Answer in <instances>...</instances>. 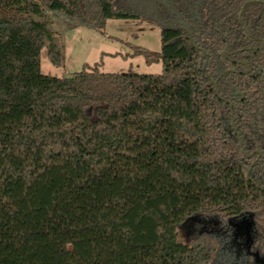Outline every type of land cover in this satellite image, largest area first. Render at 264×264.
Instances as JSON below:
<instances>
[{"label": "trees", "instance_id": "obj_1", "mask_svg": "<svg viewBox=\"0 0 264 264\" xmlns=\"http://www.w3.org/2000/svg\"><path fill=\"white\" fill-rule=\"evenodd\" d=\"M49 13L69 29L158 25L160 52L137 53L163 72L42 73L43 49L64 60ZM204 218L246 220L248 247L229 231L179 240ZM256 253L264 0H0V264H262Z\"/></svg>", "mask_w": 264, "mask_h": 264}, {"label": "rangeland", "instance_id": "obj_2", "mask_svg": "<svg viewBox=\"0 0 264 264\" xmlns=\"http://www.w3.org/2000/svg\"><path fill=\"white\" fill-rule=\"evenodd\" d=\"M58 44L62 48V65H54L47 49L42 50L41 71L63 76L78 71L99 70L122 73L134 71L142 74H161L163 62L147 61L139 48L160 52L161 30L156 24L134 19H109L103 30L88 27L69 29L66 19L49 13ZM250 225L246 220L193 219L179 226V240L191 243L198 231H229L235 244L249 239ZM247 239V240H246ZM239 242V243H238Z\"/></svg>", "mask_w": 264, "mask_h": 264}, {"label": "water", "instance_id": "obj_3", "mask_svg": "<svg viewBox=\"0 0 264 264\" xmlns=\"http://www.w3.org/2000/svg\"><path fill=\"white\" fill-rule=\"evenodd\" d=\"M189 34H190V37H191V41L193 42V37H192V35H191V33L189 32ZM194 43V42H193ZM215 85H216V83H215ZM217 94H219V91H218V89H217ZM234 129H235V131L237 132V129H236V127L234 126ZM257 152H259L260 153V150H257ZM256 257H257V259L258 260H260L261 261V263L262 264H264V260L263 259H260L259 258V255L256 253Z\"/></svg>", "mask_w": 264, "mask_h": 264}, {"label": "flooded vegetation", "instance_id": "obj_4", "mask_svg": "<svg viewBox=\"0 0 264 264\" xmlns=\"http://www.w3.org/2000/svg\"><path fill=\"white\" fill-rule=\"evenodd\" d=\"M247 240V239H246ZM248 240L247 241H244V242H238L239 244H236L238 246V249H241L243 247H248V244H247ZM236 243V242H235Z\"/></svg>", "mask_w": 264, "mask_h": 264}]
</instances>
